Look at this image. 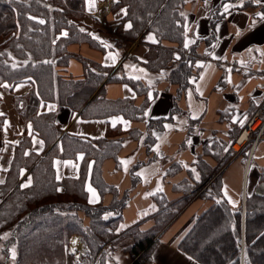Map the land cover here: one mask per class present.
<instances>
[{
	"label": "trees",
	"instance_id": "16d2710c",
	"mask_svg": "<svg viewBox=\"0 0 264 264\" xmlns=\"http://www.w3.org/2000/svg\"><path fill=\"white\" fill-rule=\"evenodd\" d=\"M187 2L116 0L115 6L126 10V14L123 12L116 20L117 26L113 24L114 27L109 29L116 35L113 38L116 49L121 48L124 40L137 39L144 31L154 34L157 42L148 45L141 65L147 73L164 76L169 84L176 86L174 101L191 87L190 79L198 75L199 70L194 67L197 48L201 43L210 45L214 42V25L221 17L213 13L211 35L185 47L187 35L182 20ZM84 4L85 0H0V84L29 81L34 85L27 96L15 100V108L20 119L29 123L34 134L44 142V150L55 141L59 131L53 114L37 113L40 103L56 102L71 111H80L84 119L120 116L129 121L145 120L147 102L136 107L131 100H107L102 93L89 100L111 69L67 51V46L72 43H86L102 51L106 49L83 22ZM220 5L222 2L215 12ZM129 24L131 28L127 27ZM71 59L82 66L83 73L79 78L67 73ZM106 82L125 83L137 94H146L147 90L139 81L124 75L110 76ZM176 111L174 106L168 118L146 120L144 144L147 150L154 144L153 133L161 131ZM217 145L212 143V149ZM120 147V141L91 140L65 134L60 138L59 146L53 147L32 168L39 155L30 150V138L23 136L13 150L9 168L0 184L1 252L7 256L15 249L13 264H63V247L72 235L77 234L87 249V258L91 259L105 242L115 237L114 230L129 201L128 192L118 198V190L101 179L102 162L117 160ZM78 153L84 155L86 162H93L90 183L100 196L111 195L108 205L87 203L81 175L78 179H55L53 159H72ZM213 156L222 161L218 167L210 168L201 160L197 162L200 176L192 195L172 202L177 203L173 209V204L169 206L163 198L156 200L159 212L154 216L153 227L136 238L130 247L132 264H147L157 241L156 235L193 198L195 191L210 181L209 176L212 180L199 197L210 201L211 205L195 219L178 248L198 264H264V167L260 170L259 186L245 196L241 227L240 206L231 208L220 198L221 173L218 172L230 155L227 153L221 158L215 153ZM30 168V185L17 186L21 172ZM131 179L134 187L137 178L132 171ZM187 187L182 184L180 190L185 194ZM80 213L86 217V222Z\"/></svg>",
	"mask_w": 264,
	"mask_h": 264
},
{
	"label": "crops",
	"instance_id": "0c3cea01",
	"mask_svg": "<svg viewBox=\"0 0 264 264\" xmlns=\"http://www.w3.org/2000/svg\"><path fill=\"white\" fill-rule=\"evenodd\" d=\"M222 1L187 2L182 26L188 46L193 45L195 40H205L211 35L210 20ZM93 4L94 0H86L85 8L92 21L89 23H93L92 16L98 10L99 3L95 0V6ZM226 4L228 12H225ZM259 13H264V0L260 4L255 0L225 2L219 13L221 17L214 25V42L210 45L201 43L197 48L194 67L199 73L190 79L191 87L176 101V86L169 84L164 76L147 73L141 65L148 45L157 42L153 33L144 31L137 39L116 49L113 39L95 30L92 32L93 37L102 40L106 47L104 51L86 43L69 45V53L111 69L89 100L102 93L107 100H131L136 107L147 102L145 120L129 121L120 116L84 119L80 111H71L56 102L40 103L37 113L53 114L59 131L55 141L46 150L44 142L34 134L29 123L20 119L15 108V100L27 96L34 85L29 81L1 83L8 87H0V180H4L13 150L23 136L30 138V150L39 155L32 168L53 147L59 146L60 138L65 134L91 140L107 138L113 142L120 141L117 160L106 159L102 162L101 179L106 185L118 190V198L128 192L129 201L122 210L117 231L122 233L136 226L145 232L153 227L154 216L159 212L157 199L163 198L170 206L178 198L192 195L200 176L197 162L201 160L210 168H215L222 161L213 154L222 158L229 153L230 159L218 172L221 173L220 198L231 208L240 206L242 227L245 196L252 194L259 186L260 170L264 167V137L256 143L253 138L246 139L238 152H234L231 145L264 95V19ZM110 15L108 20L113 19L111 12ZM166 46L170 48V45ZM67 73L75 78L81 77V64L71 59ZM116 75L139 81L147 87L146 94H137L134 88L125 83L106 82L110 76ZM174 106L177 111L171 116L170 122L164 123L161 131L153 133L154 144L147 150L144 144L146 120L168 118ZM40 141L43 142L42 147ZM212 143L218 144L217 147L212 149ZM92 163L86 162L82 153L72 159L54 158L52 165L55 179H78L81 175L87 203L106 206L112 197L109 194L100 196L91 185ZM131 171L137 178L134 187ZM30 172L31 168L23 170L16 185L22 187L27 183ZM209 180L212 177L209 176ZM208 183L198 192L195 191L193 198L156 235L157 244L151 264H198L183 254L178 245L195 219L211 205L210 201L199 197ZM182 184L188 185L185 194L180 190ZM89 188L94 192L89 191Z\"/></svg>",
	"mask_w": 264,
	"mask_h": 264
},
{
	"label": "rangeland",
	"instance_id": "374dc122",
	"mask_svg": "<svg viewBox=\"0 0 264 264\" xmlns=\"http://www.w3.org/2000/svg\"><path fill=\"white\" fill-rule=\"evenodd\" d=\"M225 2L229 4L230 2H233V0H223L222 5H220V6L222 7L223 5H225ZM85 3H86V0H85ZM96 3H99V5L97 6L98 7L97 13L92 16V19L94 20L93 23H89L92 21L89 19V15H88L87 9L85 8V4H84L83 22L85 23V26L91 32L96 30L98 33H102L112 40L113 38H116V35L113 34L111 31H109V29L111 27H114V25L117 26L116 20H118L122 16L123 11H122V9L121 10L118 9V6H115L116 0H96ZM93 5L95 6V0H94ZM94 6H92V7H94ZM226 6H227V4H226ZM220 10H221V8L219 7L218 10L215 12V14L217 16H219ZM110 12L113 15V19L108 20V18L111 16ZM111 40H110V44H112ZM129 41H132V40H124L121 47L124 46ZM72 44H74V43H72ZM69 45H71V44H69ZM262 97H261V99H262ZM260 100L258 101V103L260 102ZM239 148H240V146H239ZM196 176H197V174H196ZM79 215L81 216V218L85 222L87 221L86 217L83 214L80 213ZM119 223L117 224V227H118ZM117 227L114 230L115 237L110 238L107 242H105L99 248V250H97L95 252L94 256H92L91 259L87 258V256H86L87 249L84 245V242L81 240V238L77 234L72 235L71 238L69 239V242H67L66 245L63 247L64 248V262H63V264H75L76 262H78L79 264L81 262H84V264H132L134 259L132 258L131 253L129 251L130 247L132 246V244L136 240V238L140 237L146 231L142 232L139 227L135 226V227L130 228L129 230L121 233V232L117 231ZM5 237H6V235H5ZM5 237H3V238H5ZM73 241H75L76 243H73ZM156 244H157V241H156ZM156 244L152 250L150 260L147 262V264L152 263V255H153V252L155 250ZM1 250H2V246L0 245V264H13L14 258L12 255V250L10 251V253L7 256H5L1 252ZM183 254H185V253H183Z\"/></svg>",
	"mask_w": 264,
	"mask_h": 264
},
{
	"label": "built area",
	"instance_id": "2783aa9c",
	"mask_svg": "<svg viewBox=\"0 0 264 264\" xmlns=\"http://www.w3.org/2000/svg\"><path fill=\"white\" fill-rule=\"evenodd\" d=\"M242 134H245V140L251 139L252 137L254 139V143H256L260 138L264 136V96L262 97L260 102L257 104L255 110L252 112V114L248 118L240 135L234 142V144L239 143L240 147L242 145V141H239V139L242 136ZM233 145L231 146L232 150H233L232 148ZM239 149L237 151H239Z\"/></svg>",
	"mask_w": 264,
	"mask_h": 264
},
{
	"label": "snow or ice",
	"instance_id": "6c2138e0",
	"mask_svg": "<svg viewBox=\"0 0 264 264\" xmlns=\"http://www.w3.org/2000/svg\"><path fill=\"white\" fill-rule=\"evenodd\" d=\"M255 2H256L257 4H260V3H261V0H255ZM122 11L125 12V14H126V10L122 9ZM225 12H228V7H227V6H225ZM258 15L261 16V19H264V13H259ZM40 23H43V21H40ZM127 27H128V28H131L132 25L129 24V25H127ZM81 31H83V29H81ZM64 35H67V33H64ZM149 39H151V37H149ZM187 46H188V45L185 44V47H187ZM177 58H179V57H177ZM0 87H8V85H6V84H5V85H0ZM113 126H115V122H113ZM29 127H30V125H29ZM241 127H243V123H241ZM39 143L41 144V147H42L43 142L40 141ZM2 183H3V181L0 180V184H2ZM30 183H31V179H29L27 183H25L24 185H22V187H28ZM89 191L94 192V190L91 189V188H89ZM90 202H93V203H94V202H96V201H95V200H91ZM105 218H107V217H105ZM5 238H6V237H5ZM73 243H76V242L73 241ZM12 255H13V258H15V249L12 250Z\"/></svg>",
	"mask_w": 264,
	"mask_h": 264
},
{
	"label": "bare ground",
	"instance_id": "6f19581e",
	"mask_svg": "<svg viewBox=\"0 0 264 264\" xmlns=\"http://www.w3.org/2000/svg\"><path fill=\"white\" fill-rule=\"evenodd\" d=\"M239 141H242V144L244 143L245 134H242V136L240 137ZM239 146H240L239 143L238 144H234L232 148H233L234 151H237L239 149Z\"/></svg>",
	"mask_w": 264,
	"mask_h": 264
}]
</instances>
